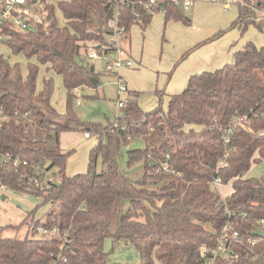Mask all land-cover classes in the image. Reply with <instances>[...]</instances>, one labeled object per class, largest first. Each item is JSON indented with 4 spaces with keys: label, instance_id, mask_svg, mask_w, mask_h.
<instances>
[{
    "label": "trees",
    "instance_id": "trees-1",
    "mask_svg": "<svg viewBox=\"0 0 264 264\" xmlns=\"http://www.w3.org/2000/svg\"><path fill=\"white\" fill-rule=\"evenodd\" d=\"M247 1L248 5H239L231 27L245 32L253 24L263 31L264 1ZM29 3L41 19L29 11L28 29L3 25L5 43L13 54L25 56L28 70L24 75L20 63L11 64L0 55V188L41 195L56 208L44 219L30 215L25 219L33 231L30 235H0V264H107L108 238L133 245L140 253V264H201L198 246L215 242L228 217L226 206L246 214L236 222L244 234L252 235L256 228L264 231V173L243 177L254 163L264 167V44L247 41L231 63L191 75L183 91L170 95L166 109L161 101L155 109L144 111L136 97L139 92H133L122 114L104 126L82 121L73 103L76 89L93 87L100 79L94 66L79 58L90 60L89 45L102 53L104 26L115 14L114 2L59 0L65 26L58 24L55 4ZM152 9L163 12L167 21H190L170 0H164L163 8ZM139 10V24L148 25L153 14ZM121 13V24L130 36L136 24L132 8L124 6ZM39 65L62 77L65 112L51 102L52 76L45 77L38 89ZM105 72L118 74L109 66ZM240 117L249 123L235 121ZM229 127L226 146L224 129ZM69 130L90 132L99 140L91 149L85 173L66 172L72 152L62 150L61 133ZM135 137H143L146 146L130 150L128 163L143 161L145 172L131 181L119 169L118 153ZM226 150L227 163L219 174L223 184L232 183L233 191L223 198L211 178ZM4 155L21 163L14 167L12 161H4ZM53 168H57L54 180L34 182ZM54 225L62 236L68 233L65 239L36 235L37 227ZM8 227L19 226L4 228ZM255 238L262 252L256 264H264V236Z\"/></svg>",
    "mask_w": 264,
    "mask_h": 264
},
{
    "label": "rangeland",
    "instance_id": "rangeland-1",
    "mask_svg": "<svg viewBox=\"0 0 264 264\" xmlns=\"http://www.w3.org/2000/svg\"><path fill=\"white\" fill-rule=\"evenodd\" d=\"M47 1L55 4L58 24L65 26L66 19L57 5L59 0ZM28 7L31 14L35 13L36 17L41 19L42 16L35 9L33 10L32 6ZM39 8L41 9V7ZM238 10L239 5L230 8H224L221 4L205 5L197 8L196 11L192 9L184 11L185 18L190 20L187 22L185 20L167 21L164 13L158 12L153 15L148 25L134 24L130 36L122 41L123 55L129 56L134 64L122 71L130 90L139 92V105L144 111L155 109L161 101L163 107L167 108L169 95L178 93L170 91L173 88L176 89L175 80L170 86L169 82L182 62L188 60L187 64H189L196 60V57L204 59V55H201L202 52L211 53L215 59L223 56V53L225 56L228 53L234 55L250 40L258 46L264 44V30L260 31L255 25H250L245 32L239 27H231L232 22L238 16ZM34 28L32 27V29ZM220 32H222L221 35ZM204 42L206 43L203 44ZM88 48L91 49L90 45ZM198 49L203 51L197 53ZM196 53L197 55H195ZM0 55L8 59L11 64L20 63L22 73L27 74V59L23 54H13L5 41H0ZM79 59L95 67L96 72L100 74L99 81L104 85L98 88L89 86L79 88V97L75 98L73 103L74 110L84 122L102 123L107 126L115 121L117 115L122 114V108L118 103L120 98L118 97V78L116 75L105 72L108 64L100 57L85 60L82 55ZM33 61L35 62V59ZM213 61L214 59L211 58L210 63ZM231 62L232 60L226 63ZM39 66L38 89L40 90L43 86L45 77L52 76L55 90L51 102L60 112H65L67 91L63 85L62 77L52 70L47 73L46 66ZM187 82L180 88V92L185 89ZM121 98L127 99L128 95L124 94ZM90 137H86L85 132L81 130H69L62 134V150L72 152L67 162L66 172L68 175L87 171L91 149L99 141L93 133ZM145 146L146 141L143 137H135L118 153L119 169L131 181L142 177L145 167L143 161H135L129 165V151ZM101 168L102 163L99 158L97 169L101 170ZM54 172H57V168H53L47 174L52 175ZM263 173V164L254 163L250 171L246 172L243 177L260 176ZM215 189L223 198L229 196L233 191L231 182L222 183ZM54 208L56 205L44 202L41 195L10 188L0 189V235L2 237H24L28 232L30 235L33 231L28 225L29 223H24L25 219L29 215L34 220L44 219L47 213ZM9 225L19 227L4 228ZM104 249L111 253L107 264H140L139 251L126 241L114 243L112 238H108L105 240ZM157 264L159 263L157 262Z\"/></svg>",
    "mask_w": 264,
    "mask_h": 264
},
{
    "label": "built area",
    "instance_id": "built-area-1",
    "mask_svg": "<svg viewBox=\"0 0 264 264\" xmlns=\"http://www.w3.org/2000/svg\"><path fill=\"white\" fill-rule=\"evenodd\" d=\"M175 5L179 6L182 10H191L199 3L209 4H221L224 8H229L233 5H248L247 0H170ZM116 6L115 14L108 20V23L104 26V38L105 44L100 45L103 47L102 53L95 47H92L88 53L89 58L100 57L106 60L108 66L118 72L123 69L133 66L134 62L129 56L123 55L122 41L128 38L126 27L121 24V10L122 7H131L132 15L135 18L136 24L142 21L141 11L139 9H147L151 14H155L152 9L154 6L163 8L164 0H112ZM29 0H0V41L4 42L8 36L3 32V25L9 24L17 29L26 30L30 27L27 22L28 12L30 11ZM254 8V7H253ZM264 14V12H262ZM118 75V74H117ZM118 86H119V107L122 108L126 102V99H122L121 96L128 92V86L122 77L118 75ZM76 95L79 96V91L76 89ZM78 103L80 101L78 100ZM240 123L249 121L245 117L235 119ZM224 141L226 146L230 141V134L232 128L224 129ZM86 137H90V132H85ZM229 156L228 150H226L223 158H221L216 165V174L211 178V185L217 188L221 185L222 177L219 174V170L226 165L227 158ZM3 159L5 162L12 161L13 166L17 167L21 161L17 158L11 159L9 156L4 155ZM26 164V161L23 162ZM164 168H168L164 165ZM48 171L44 173L42 180L37 177L34 182L38 185L40 182L47 183L54 180V175H48ZM33 180V179H31ZM6 188L2 186L0 189ZM227 213V220L220 228L217 233L214 243H202L198 246V251L202 255L201 264H256V261L262 257V252L257 249L259 240L255 238L256 235L244 234L240 228L236 225L238 218L246 216L245 213H238L236 210L230 209L228 206L225 208ZM264 222V220H261ZM260 229V228H256ZM262 230V229H261ZM67 232L62 236V232L59 226H39L36 230V235L44 238H56L65 239ZM65 245L63 241L61 248ZM264 252V249L262 250ZM66 261V258H63Z\"/></svg>",
    "mask_w": 264,
    "mask_h": 264
},
{
    "label": "crops",
    "instance_id": "crops-1",
    "mask_svg": "<svg viewBox=\"0 0 264 264\" xmlns=\"http://www.w3.org/2000/svg\"><path fill=\"white\" fill-rule=\"evenodd\" d=\"M264 1V0H263ZM205 5H214V4H209V3H199L197 4L195 7L192 8V10L196 11L197 8L201 7V6H205ZM234 6V5H233ZM230 6V7H233ZM229 7V8H230ZM165 15V14H164ZM216 30V29H215ZM199 53L202 52L203 50H197ZM223 53V51H221ZM197 53L195 55H197ZM201 55H204V59L200 58V57H196V60H193L192 62H190L189 64H187L188 60L182 62V64L177 68V71L175 73V75H173L172 79L169 82V86L171 85V83L173 82V80H175V88L176 89H171V92H180V88H182V86H184V84H186L187 80H189L190 76L195 74V73H199L202 72L204 70H214L215 68H219L222 64L226 63V62H230L231 60L233 61L234 59V55L228 53L226 54V56L223 53V56H221L218 59H215V57H213V55L209 52H202ZM213 58L214 61L212 63H210V59ZM104 60V59H103ZM217 60V61H216ZM105 61V60H104ZM95 68V67H94ZM127 69V68H125ZM124 70V69H123ZM47 73L50 72L49 70H47ZM118 75L120 77L123 78V80L125 81V77L123 76V71L118 72ZM118 75H116V77L118 78ZM174 78V79H173ZM126 82V81H125ZM127 84V83H126ZM104 83L101 81L97 82V85L93 86V88H98L103 86ZM128 86V85H127ZM42 88V87H41ZM40 88V89H41ZM82 89V88H80ZM135 91L130 90L129 86H128V92L125 93V95H128V98L130 96L133 97ZM138 92V91H137ZM170 94V93H169ZM124 95V94H123ZM53 96V95H52ZM119 91H118V97H119ZM79 97V96H78ZM77 97V98H78ZM138 98V102L140 100V95L136 96ZM169 99H170V95H169ZM78 103V101H77ZM79 104V103H78ZM140 104V103H139ZM56 107V106H55ZM66 132V131H64ZM64 132L61 133V138H62V134H64ZM91 138V137H88ZM5 196V195H4ZM6 197V196H5Z\"/></svg>",
    "mask_w": 264,
    "mask_h": 264
},
{
    "label": "water",
    "instance_id": "water-1",
    "mask_svg": "<svg viewBox=\"0 0 264 264\" xmlns=\"http://www.w3.org/2000/svg\"><path fill=\"white\" fill-rule=\"evenodd\" d=\"M35 1H36V0H33V2H35ZM3 197H5V196L3 195ZM253 234L256 235V236H264V231L261 230V229H255V230L253 231Z\"/></svg>",
    "mask_w": 264,
    "mask_h": 264
}]
</instances>
